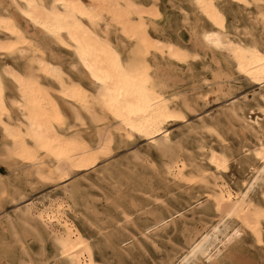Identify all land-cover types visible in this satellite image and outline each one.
<instances>
[{
  "label": "bare ground",
  "instance_id": "bare-ground-1",
  "mask_svg": "<svg viewBox=\"0 0 264 264\" xmlns=\"http://www.w3.org/2000/svg\"><path fill=\"white\" fill-rule=\"evenodd\" d=\"M178 1L188 6L180 8L183 21L190 16L189 8L204 23L191 28L199 49L192 51L159 33L167 20L162 0H2L0 161L25 183H64L109 157L117 140L144 139L162 158V169L153 162L148 164L162 182L195 192L186 208L206 217L210 207L214 214V221H202L201 229L188 230L186 213L171 211L169 204L160 201L168 215L148 212L153 222L141 232L144 238L156 246L152 238L176 230L181 222L187 232L185 246L166 264H221L228 249L245 236L264 245V206L254 199L258 190L264 194V107L255 119L245 118L242 104L230 100L218 113L243 123L256 139L245 152L256 165L248 163L249 177L234 185L226 175L235 155L217 130L216 117L202 118L191 128L195 135L207 133L220 144L216 148L200 142V155L187 150L170 131V124L184 122L192 109L176 78L193 62L211 54L217 72L213 79H203L192 88L199 99L207 100L203 89L223 93L231 82V72L255 86L264 85V0ZM228 4L247 12L244 26L239 20L231 24L230 17L235 20L236 16ZM10 9L21 15L23 23ZM55 47L71 55L68 63ZM109 77L124 78L122 95L135 89L134 107L117 109L121 119L102 100L106 84L101 81ZM261 99L264 102V94ZM67 113L70 119L61 125ZM88 122L93 129L90 135ZM135 160L150 162L138 154ZM7 186L0 174V198L7 195ZM77 191L66 184L62 195L27 203L6 217L12 238L27 256L22 263L33 264L25 240L34 236L41 244L39 264H109L97 255L100 246L76 224ZM122 216L120 229L128 232L123 226L134 220L125 211ZM45 238L52 244V254L43 259ZM136 238L130 234L120 245L132 248ZM106 242L114 244L111 238Z\"/></svg>",
  "mask_w": 264,
  "mask_h": 264
},
{
  "label": "rangeland",
  "instance_id": "rangeland-1",
  "mask_svg": "<svg viewBox=\"0 0 264 264\" xmlns=\"http://www.w3.org/2000/svg\"><path fill=\"white\" fill-rule=\"evenodd\" d=\"M162 5L166 11L167 20L161 23L162 31L159 33L173 40L175 38L182 46L192 51L195 48L199 49L191 37V28L194 26L200 28L204 23L197 21L198 17L189 8L186 10L190 16L188 20L183 21L185 17L180 8L183 5L187 6L185 3L180 4L178 0H162ZM228 5L235 11L234 15L236 16L235 20H233V16L230 17L231 24L239 20L238 24L244 26L248 19L247 12L235 5ZM10 12L19 23H23L22 17L17 11L10 9ZM55 49L63 61L70 60L71 55L65 49L57 47ZM216 72V65L211 61L210 54L193 62L189 68L183 70L184 74L181 77L176 78L179 83L178 89L182 96L190 102L192 109L186 113L187 120L172 123L169 129L174 136L182 140L181 142L187 150L195 155H200L202 152L198 147L201 143L204 142V145L216 148L220 144L215 137L207 133L201 134L202 136L195 135L191 132V128L197 127L202 118L209 120V116L216 117V128L229 142L235 155V161L231 164V169L226 175L227 180L235 185L237 180L240 182L249 177L248 163L256 165L254 160L245 155L247 149L253 148L256 139L246 131L243 123L238 120H230L226 115H218V113L227 101L237 100L242 104L244 117L255 119L261 115L259 109L264 107V102L261 99V95L264 94V85L255 86L230 71L231 82L225 87L223 93H217L216 88L203 89L202 93L207 95V100H203L201 97L199 99L192 88L201 85L203 79H213ZM68 115L67 113L66 119H63L61 125L66 124V120L70 119ZM262 120L264 123L263 116ZM87 127L90 135L93 129L89 122ZM137 154L143 158L147 156L150 162H138L135 160ZM110 156L99 161L94 168L74 174L64 183H25L21 178L18 179L9 173L7 166L0 161V174L4 175V180L8 185L7 195L0 198V264H26V262H22L27 259L21 244L12 238L10 230L7 228L8 225L5 223L6 217L13 216L18 207H23L27 203L42 201L49 196L62 195V189L66 184L78 189L76 208L79 211V217L76 218L77 220L75 219L76 224L86 236L91 237L96 247L100 246L101 249L96 248L97 255L103 256L106 262L109 261V264H166L168 260L178 254L181 247L185 246L187 232H183L184 224L181 222H178L176 230L169 229L159 238H152L156 242V246L152 244L151 240L144 238V234H142L144 227L153 222V217L148 212L168 215L166 208L158 204L160 201L169 204L173 208L171 211L182 210L186 213L188 230L201 229L204 225L202 221H214L211 218L214 214L210 207L206 217L205 214L199 212L193 214L190 208H186L189 197L195 195L194 191L188 192L184 187L181 189L178 186L162 182L160 176L148 165L154 163L162 169V158L154 149L148 147L146 140L140 138L125 142L117 140ZM101 176L105 178L103 181L100 180ZM261 192L258 190L254 199L264 206V194ZM156 200L157 202H154ZM123 211L134 220V224L123 226L128 229V232L120 229V224H123ZM130 234H134L138 238H136L134 246L128 248L124 244L120 245L122 241L129 239ZM27 238L25 246L33 264H39V260L42 258L39 256L41 244L34 236ZM106 238L113 239L114 244L106 242ZM121 246H124L125 249ZM263 246L245 236L241 242L228 249L226 258L221 264H264ZM116 249L118 250L114 251ZM51 254L52 244L48 238H45L43 259L50 257Z\"/></svg>",
  "mask_w": 264,
  "mask_h": 264
},
{
  "label": "snow or ice",
  "instance_id": "snow-or-ice-1",
  "mask_svg": "<svg viewBox=\"0 0 264 264\" xmlns=\"http://www.w3.org/2000/svg\"><path fill=\"white\" fill-rule=\"evenodd\" d=\"M29 7H31V5H29ZM124 82L125 80L123 77L119 79L109 77L108 81H101V83L106 84V94L102 93V100L108 110L112 111L113 115H117V109L119 106L127 105L128 107L125 109V111L134 107L132 100L136 94L135 89L130 88L127 95H122L124 92ZM113 85H115V87ZM121 118V116L117 115V119Z\"/></svg>",
  "mask_w": 264,
  "mask_h": 264
}]
</instances>
